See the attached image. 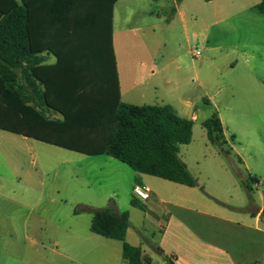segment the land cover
<instances>
[{
	"label": "rangeland",
	"instance_id": "rangeland-1",
	"mask_svg": "<svg viewBox=\"0 0 264 264\" xmlns=\"http://www.w3.org/2000/svg\"><path fill=\"white\" fill-rule=\"evenodd\" d=\"M190 1L185 13L190 11L189 16L197 18L196 22L204 15L212 16L214 5ZM125 9L134 14L124 27L140 25L144 34L130 32L124 39L116 34L120 62L139 57L148 61L152 55L156 64L166 65L176 52L182 66L191 73L193 92L183 91L182 98L191 99L190 112L197 120L192 124L189 144L178 147V157L201 187L197 191L201 194V209L232 211L250 207L252 200L259 206V196L264 199V106L252 103L251 110L246 111L248 117L233 119L232 126L225 130L224 147L231 149V154L225 155L207 141L201 126L214 111L209 97L216 93L213 78H205L212 53L203 49L202 29L192 20L185 31L177 21L173 31L164 19L147 17L145 23H138L139 11H152L159 17L165 11L167 16L171 0H124L117 7L116 31L123 25L118 12ZM213 30L212 24L211 41ZM192 51H198L199 56L194 58ZM50 62L48 58L46 63ZM201 80L207 82L206 92L199 87ZM225 92L218 96L217 107L223 105ZM208 98L211 103L206 102ZM230 105L235 108L236 100ZM48 116L55 118L54 114ZM244 169L259 180L256 187L251 186V202L241 183L244 176L236 173L239 170L243 175ZM133 174L127 166L106 156L89 157L0 131V264H124L121 243L92 234L91 212L81 209L113 211L114 206L117 212L126 211ZM141 216L136 211L131 220L148 237L151 228L142 223ZM154 264L162 261L156 258Z\"/></svg>",
	"mask_w": 264,
	"mask_h": 264
},
{
	"label": "trees",
	"instance_id": "trees-1",
	"mask_svg": "<svg viewBox=\"0 0 264 264\" xmlns=\"http://www.w3.org/2000/svg\"><path fill=\"white\" fill-rule=\"evenodd\" d=\"M116 1L0 0V131L89 157L104 155L136 174L196 187L178 157V147L191 140L192 122L168 105L120 100L112 46ZM255 9L264 14V0ZM50 56L52 64L46 63ZM201 126L207 141L229 156L217 114ZM236 173L244 176L251 202L257 179ZM135 200L130 204L142 209ZM113 208L81 210L91 212L92 234L120 242L126 264H142L140 249L125 242L127 212Z\"/></svg>",
	"mask_w": 264,
	"mask_h": 264
},
{
	"label": "crops",
	"instance_id": "crops-1",
	"mask_svg": "<svg viewBox=\"0 0 264 264\" xmlns=\"http://www.w3.org/2000/svg\"><path fill=\"white\" fill-rule=\"evenodd\" d=\"M261 1L206 2L214 5L212 16L204 15L199 22H196L197 18L189 16L190 11L187 15L185 13L186 6L192 4L190 0H171V9L167 16L165 11H162V17L152 11L138 12V23H145L147 17L156 21L164 19L173 31L177 21L185 31L192 20L202 29L203 49L212 53L207 60L208 70L206 68L205 78L210 80L212 77L216 86L215 96L209 98H212L213 112L218 116L225 141V130L232 126L234 118L248 117L246 111L251 110L252 103L264 106V14L255 9ZM122 2L124 0H117L114 4L112 31L121 102L135 106L168 105L177 116L193 124L197 120L196 115L190 112L193 103L190 98H182L183 91L193 92V80L190 71L182 66L178 53H173L166 65L156 64L152 55L148 61L141 60V57L123 58L119 61L115 47L116 34L122 36V39L130 32L140 36L144 34V28L140 25L133 29L124 27L134 14L127 9L118 12L123 25L116 31L117 7ZM211 18L214 29L212 41L209 38ZM149 29L152 31V26ZM199 37L201 38V34ZM48 58L51 59L48 64H52L54 58ZM206 84L207 82L201 80L199 85L205 92ZM224 91L225 101L221 107H217L215 103L219 101L218 96ZM209 98L206 102L211 103ZM234 99L237 102L235 108L230 105V101ZM192 115L194 119L191 118ZM56 118L57 115L54 119ZM244 171L249 174L246 169ZM249 176L256 178L250 174ZM135 179L149 189V198L146 201L135 200L142 209L130 204ZM257 181L253 187L259 184L258 179ZM129 188V206L123 211L127 212L129 222L125 242L140 249L142 264H154L156 258H159L162 264H165V258L171 264H256L264 261L262 196H259V206L252 200L250 207L232 211H207L201 209V194L197 192L198 189L201 190L199 185L190 188L134 172ZM136 211L142 214V223L151 228V231H147L148 237H145L146 232L143 235L131 220V214H136Z\"/></svg>",
	"mask_w": 264,
	"mask_h": 264
},
{
	"label": "built area",
	"instance_id": "built-area-1",
	"mask_svg": "<svg viewBox=\"0 0 264 264\" xmlns=\"http://www.w3.org/2000/svg\"><path fill=\"white\" fill-rule=\"evenodd\" d=\"M191 54L194 58L199 56L198 51H192ZM191 118L194 119V115H192ZM131 193L133 198L139 201H146L149 198V189L143 185H139V184L133 185L131 189Z\"/></svg>",
	"mask_w": 264,
	"mask_h": 264
}]
</instances>
